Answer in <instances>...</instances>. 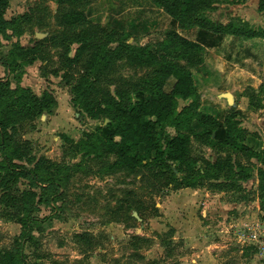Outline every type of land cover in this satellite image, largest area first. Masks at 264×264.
Returning <instances> with one entry per match:
<instances>
[{
  "label": "rangeland",
  "instance_id": "1",
  "mask_svg": "<svg viewBox=\"0 0 264 264\" xmlns=\"http://www.w3.org/2000/svg\"><path fill=\"white\" fill-rule=\"evenodd\" d=\"M81 14L87 22L74 21ZM3 19L18 23L6 31L8 38L0 37V59L16 44L25 51H17L8 68L0 64V80L57 101L51 113L2 110L13 162L28 169L46 163L62 186L54 206L34 214L40 219L33 224L34 240L23 244L19 217L36 204L30 194L40 190L0 166V264L6 263L3 255L19 250L28 264H264L261 159L191 136L190 165L181 172L173 175L156 161L132 173L117 166L114 154L77 144L106 128L111 114L99 111L143 99L141 87L158 67L132 64L127 48L169 46L174 19L152 0H0V29ZM235 19L264 30V0H213L184 34L203 49L177 61L192 73L197 93L177 112L189 103L215 117L224 129L215 132L219 142L233 115L245 139L264 150V40L234 43L197 25L220 27ZM176 134L167 126L160 138ZM188 182L202 192L181 194ZM257 206L261 211L254 215ZM220 245L225 248L214 249L216 255H201Z\"/></svg>",
  "mask_w": 264,
  "mask_h": 264
},
{
  "label": "trees",
  "instance_id": "2",
  "mask_svg": "<svg viewBox=\"0 0 264 264\" xmlns=\"http://www.w3.org/2000/svg\"><path fill=\"white\" fill-rule=\"evenodd\" d=\"M168 16L174 19L180 29H189L199 14L208 9L213 0H152ZM87 22L84 14L79 15L74 21ZM238 21V25L234 21ZM224 26L210 25L205 21L198 22V26L214 34H227L247 39L264 38V30H256L242 20L235 19ZM18 21L2 20L0 37L8 38L6 31L16 30ZM169 46L163 45L154 52L133 51L130 45L127 48V58L136 66L158 67L155 77L144 83L140 92L144 93L142 100L132 102L130 106H118L113 110L111 107L99 111L103 114H111L106 128H101L100 133L90 134L89 139L78 141V146L89 150H104L114 154L116 164L122 170L132 173L141 167L150 166L151 163L162 161L173 175L181 172V166H189V145L191 136L201 139L211 148L222 146L236 154L245 155L248 158L261 159L264 164V150L256 149L249 139H245V131L239 128L234 121L233 115L225 119V139L217 141L213 138L219 129V121L209 115L198 111L195 104H188L178 114L179 100L187 101L195 98L196 89L192 73L182 68L177 61L185 59L190 52L201 51L202 45L191 41L177 31L168 33ZM1 45V42H0ZM176 48L173 53L172 49ZM17 51H25L24 47L16 44L6 59H0V64L8 68L15 61ZM172 80V84L170 82ZM169 90L166 89L169 85ZM57 104L56 99L50 93L43 97L31 95L26 89L18 85L12 89L8 80H0V166L6 172L10 171L15 181L25 180L30 188L40 190L39 195L31 193V197L38 198L36 204L24 208V214L19 217L22 231V242L34 240L33 224L40 219L34 214L40 211V206L53 207L55 200L60 194L62 179L48 172L46 163H38L28 169L23 165L13 162V142L6 129L7 119L3 116L5 107L20 108L29 114L35 115L43 112L51 113ZM194 124H197L194 126ZM170 126L177 131L176 136L163 142L160 133L165 127ZM197 126V127H196ZM216 140V141H215ZM172 164L179 167L173 168ZM68 169H64L65 172ZM260 180L264 185V172ZM192 187L190 183L182 188ZM264 199V198H263ZM6 205L7 202L2 201ZM137 240H141L137 237ZM5 264H28L21 250L8 255H3Z\"/></svg>",
  "mask_w": 264,
  "mask_h": 264
},
{
  "label": "crops",
  "instance_id": "3",
  "mask_svg": "<svg viewBox=\"0 0 264 264\" xmlns=\"http://www.w3.org/2000/svg\"><path fill=\"white\" fill-rule=\"evenodd\" d=\"M242 14V16L243 17H241V18H244V20H247V19H245V13H241ZM245 16V17H244ZM130 31H131V29H130ZM178 31H181L182 33H179ZM132 32V31H131ZM177 32L180 34V35H182L183 37H185V38H187V39H189V40H191V41H193V39H190V38H188V37H186L184 34L185 33H189V29H180V28H178L177 27ZM223 37H225V39H227L228 37H229V41L230 42H234V43H236L238 40H244V41H248V40H254L255 38H253V39H247V38H243V37H237V36H232V35H227V34H217V38H222L223 39ZM256 39H263L264 40V38H256ZM195 42V41H194ZM198 43V42H197ZM200 44V43H199ZM194 82V81H193ZM194 86H195V84H194ZM183 102V100H179V103L180 102ZM188 101V100H187ZM187 104H189V103H187ZM222 130H224L223 129V125H221V127L219 128V130H218V132H221ZM217 135H218V133L217 134H214V136H213V138L215 139L216 137H217ZM225 138H223L222 140H224ZM249 140H251V139H249ZM252 140H253V146L256 148V149H262V147L259 145V143L257 142H255V139H253L252 138ZM179 191V190H178ZM187 192H191V193H199L200 194V192H202V191H200V190H197L196 188H192V187H189V188H181V190H180V193L182 194V193H187ZM202 194V196H203V194L204 193H201ZM244 205V204H243ZM244 207H245V205H244ZM259 211H261V209L259 208V206H257L256 207V211H254L253 210V214L255 215V214H259ZM200 226H202V225H200ZM206 239H208V236H205L204 238H202L201 240L203 241V242H205L204 240H206ZM200 240V241H201ZM211 249L210 250H207V252H206V254H201V255H216L215 253H216V251L214 252L213 250L215 249H217V250H222L223 248H225V246H222V245H220V246H215V247H210ZM218 252V251H217ZM220 253V252H219Z\"/></svg>",
  "mask_w": 264,
  "mask_h": 264
},
{
  "label": "water",
  "instance_id": "4",
  "mask_svg": "<svg viewBox=\"0 0 264 264\" xmlns=\"http://www.w3.org/2000/svg\"><path fill=\"white\" fill-rule=\"evenodd\" d=\"M224 96L228 99L229 103H233V97L231 94H225ZM136 217L138 216L136 215Z\"/></svg>",
  "mask_w": 264,
  "mask_h": 264
},
{
  "label": "built area",
  "instance_id": "5",
  "mask_svg": "<svg viewBox=\"0 0 264 264\" xmlns=\"http://www.w3.org/2000/svg\"><path fill=\"white\" fill-rule=\"evenodd\" d=\"M253 238H254V239H256V238H257V236H256V235H253Z\"/></svg>",
  "mask_w": 264,
  "mask_h": 264
}]
</instances>
